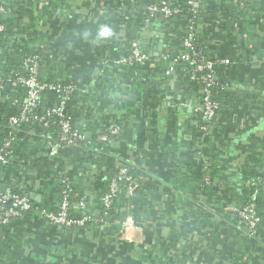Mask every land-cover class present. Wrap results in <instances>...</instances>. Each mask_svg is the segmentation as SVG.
<instances>
[{
  "label": "crops",
  "instance_id": "crops-1",
  "mask_svg": "<svg viewBox=\"0 0 264 264\" xmlns=\"http://www.w3.org/2000/svg\"><path fill=\"white\" fill-rule=\"evenodd\" d=\"M211 1L202 0L209 10L198 18L197 32L213 57L228 59L221 65L218 79L241 100L232 110L226 107L216 113L204 131L195 120V111L193 115L187 111L188 99L197 106L200 89L184 85L175 71L157 84L154 116H142L143 100L135 94L134 79L111 58L124 54L126 41L134 37L128 18L129 25H122L123 18L132 15L131 8L120 14L113 5L115 0L19 3H31L27 7L33 19L30 22L24 15L22 27L27 30L15 37L23 50L27 46L41 54V79L74 83L80 97L94 91L96 101L93 98L90 106L87 101L79 107L87 104L96 120L104 114L120 118L121 131L106 153L112 164L109 173L123 164L136 166L153 213L148 220L135 217L138 226L129 232L132 241L98 228H51L41 217L18 220L11 226L18 228V247L5 264H161L162 260L163 264H176L174 255L181 264H264V224L259 237L250 238L234 210L237 193L246 185L245 164L251 152L257 162L250 166L263 175L264 186V0ZM104 23L114 30L111 39L96 36L98 26ZM166 27L163 21L154 20L147 34L140 30L138 39L144 53L157 59L167 50ZM154 39L161 40L159 50H155L158 41ZM117 87L122 88L121 94ZM40 155L43 161L23 159L17 166L19 176L11 173L7 179L12 180L9 184L34 193L36 202L42 199L39 189L50 179L49 159ZM77 159L62 166L77 193L90 195L89 210L94 212L98 208L93 200L109 180L106 167L101 170L95 164H82V160L78 164ZM212 162L217 173L207 178ZM4 186L8 184L0 182V189ZM99 215L100 211L94 216ZM146 223L151 225L146 228ZM219 240L235 247L237 259L221 252Z\"/></svg>",
  "mask_w": 264,
  "mask_h": 264
},
{
  "label": "trees",
  "instance_id": "trees-1",
  "mask_svg": "<svg viewBox=\"0 0 264 264\" xmlns=\"http://www.w3.org/2000/svg\"><path fill=\"white\" fill-rule=\"evenodd\" d=\"M160 0H133L130 2V0H123L122 4L120 3H114V7L116 8V11H126L123 9L124 6L127 8L132 9V15H129L128 20L132 24V32L134 33V37L138 38L139 32L141 30V27L143 26V17L145 16V6L149 3L159 2ZM172 5L177 6L180 9V12L178 14H175L168 18L169 22L167 23L166 20H164L161 16H156L154 20H161L167 25V35L169 39V46L167 50L163 51L161 56L159 58L151 57L153 60H155V66L160 71H163V69L172 66L175 71H177V79L182 82L184 85H197L196 82L192 81L189 76V71L192 68L191 63L189 62H182V61H175L173 62L174 56L182 50V40L185 38L187 34V16L189 14L188 7L184 5V1L182 0H169ZM20 2L22 0H15L10 4V13L5 16L2 20V22L5 24V29L1 33V40H0V51H1V60H0V68L2 72L5 75V78L11 73L18 72L21 70L18 61L21 57L25 55H31L34 53H38L33 48H26L23 50L21 48V44L16 45V43H11V37L15 36L17 34L23 35L27 28L22 27V20L21 18L24 15H27L28 20L32 22V11L29 9L30 2H26L27 4L20 6ZM29 6V7H27ZM127 14V13H126ZM200 13L196 17V22H198V18L200 17ZM116 21L117 19H113L112 21ZM124 20V18H123ZM111 21V22H112ZM30 22L29 26L30 27ZM22 29V30H21ZM23 34H22V33ZM26 36V35H25ZM28 39L29 35L27 33ZM26 40V39H25ZM127 41H130L128 39ZM27 42V40H26ZM193 46L197 53V56L213 59V54L208 51V47H206V43L203 41V36H200L199 32H196L193 39ZM174 51V52H173ZM123 72H126L132 76L135 82V94L140 97L143 100V114L142 116L146 119H150L154 116V112L152 111V105L154 102V99L156 98V94L158 92L157 90V84L161 82V79L155 77L156 71L146 68V67H138V66H129L125 67L123 66ZM220 74V70L216 71L217 79H215V85L212 88V95L213 98L219 103V109L216 113H218L220 110L228 108V110H232L233 107L239 104L241 98H237L234 94L231 93L229 90L228 84L224 81H219L218 75ZM41 78V77H40ZM5 88L1 94L2 97H0V144L2 143L3 137L8 132L7 127V119L10 114H15L20 105L23 103L24 96H23V90L17 86L14 85L11 81L6 80L5 81ZM199 86V85H197ZM94 92V91H93ZM93 92H91L89 95L80 97L78 94L73 95L70 100L66 102L65 110L67 114L70 116L73 123H75L79 129L85 133L86 131L90 132V136H87L88 146L85 148V150L78 154L74 148H70L68 153H66L65 157L66 160H58L56 157L49 159L47 162V171L48 175L50 177L47 182H45L42 186V188L39 189V193L42 195V199L39 202H36L33 199V202L36 206H43L46 208H54L53 204L55 202H58L59 200V186L58 181L56 177V170L53 168V161L57 162L59 161V165L61 167L63 162H67L69 164L73 163L77 158L78 164L82 160L84 162H88L91 164L97 165V167L101 170L102 166H105V173L108 179L114 175L117 168L112 172L109 173V169L112 167V164L110 165V160L106 158V153L110 150V148L103 147V143L99 142L97 139V136L101 133L107 132L108 128L112 124H121L120 118L116 116L115 114H104V118H98L96 120L94 112L88 107L91 105L89 100H93L94 95ZM45 93V103L44 106H53L56 99L58 98V95L50 92H44ZM88 101V106L86 104V107H79V103H84ZM94 101L95 98H94ZM200 101V97L198 99V102ZM126 103L129 105H132L131 101L126 100ZM102 111H104L102 109ZM112 117V118H111ZM195 120L197 121V124L201 126L204 124L203 120V114L201 112H195ZM84 119L85 123L81 124V119ZM28 124V123H27ZM26 123L20 124L16 127V129L24 130L29 125ZM57 125L51 124L47 128L43 127H37V131L39 136H35L32 138H22V133L20 131L18 139L14 142L12 146V154L13 159L12 162L8 165H1L0 164V182L5 181L8 186L16 192L25 191L26 189L19 188L18 185H11L9 184L12 180H7L9 175L11 173H14L16 177L19 176L17 171V166L21 165V161L24 159L25 162L27 161H34L36 158L37 161H43L40 154H44L46 152V143L48 141L49 136H55L57 131ZM41 135V136H40ZM114 138V137H112ZM61 153V152H60ZM254 152H251L249 156H247L246 159V169L244 172L246 185L242 192L237 193V200H238V206L245 204L246 202H253L255 204V208L257 209L259 215L261 216V226L264 224V186L261 182V177L263 175L258 172L253 165L250 166V163L257 162L256 157L253 155ZM40 155V156H39ZM215 155V154H214ZM80 156V157H79ZM216 156V155H215ZM40 157V158H39ZM46 157V156H45ZM47 158V157H46ZM216 158V157H215ZM80 159V160H79ZM217 160V159H215ZM81 164V166L84 168V166ZM64 168V167H63ZM86 169V168H84ZM212 169V171H210ZM216 167L214 166V163L212 162L207 167V178L216 174L217 171ZM215 172V173H214ZM128 174L131 175V177L134 179V181L137 183V187L133 192V195H127L126 189L128 185V181L124 179L121 181L118 185V188L116 190V195L113 197L112 203L109 207L104 208L101 202V196L108 190V182H106V185H104L103 192L100 194V196H95V199L93 202L100 211V215L96 218V220L103 219V221H106L107 225L104 226L103 222H91L85 225L83 228L79 227H64L63 230H95L99 229V231H107V232H119L122 222L126 216L127 209H133L134 216H137V219L141 220V218H145L148 220L151 218L152 215V209L148 205V192L143 189L142 182L140 178L138 177L141 175L140 172L136 170L134 167L128 168ZM195 177H200L199 174L193 173ZM45 175L43 178L46 179ZM5 179V180H4ZM254 179L255 183L253 185H249V180ZM74 192H78L75 187V184H73ZM78 197L74 198L76 200ZM127 205V209L123 207L124 205ZM91 205L88 206V210L91 209ZM40 217V214L38 210H32L30 212H27L23 214L22 218L20 220H23L24 218H27V220L30 219H37ZM22 223V221H20ZM148 228V225H151L149 223H146ZM145 224V225H146ZM14 225V224H13ZM56 229V228H55ZM17 231L18 228H12L10 226L0 225V264H5L7 259H11L14 255V251L16 250V247H18V244L16 242L17 239ZM229 242H226L225 240H219L218 244H220V250L225 255H231L237 259L235 253V247L232 248L228 244ZM245 247H249L248 243L245 244ZM176 257V264H181L180 258L178 255H174ZM1 257L3 259H1ZM157 259V257H156ZM212 258L210 257L209 261H211ZM196 263L195 261H193ZM164 261H161V264H163ZM236 264V262H235Z\"/></svg>",
  "mask_w": 264,
  "mask_h": 264
},
{
  "label": "built area",
  "instance_id": "built-area-1",
  "mask_svg": "<svg viewBox=\"0 0 264 264\" xmlns=\"http://www.w3.org/2000/svg\"><path fill=\"white\" fill-rule=\"evenodd\" d=\"M15 0H0V40L1 33L5 29V24L2 22L5 16L10 13L9 6ZM133 0H130L132 2ZM184 5L188 7L189 14L187 16V34L183 38L182 50H180L173 59L175 61L189 62L192 68L189 71L190 79L199 85L200 101L195 107V112L203 114L204 124L200 128L204 131L219 109V103L213 98L212 88L217 79L216 71L221 69V65L228 63V59H213L203 58L197 56L193 46L194 35L197 32V15L202 12L208 11V7L202 3V0H182ZM209 1V0H208ZM216 0H212L213 2ZM123 0H115L116 3L122 4ZM126 7V6H124ZM123 7V9H124ZM124 12V11H123ZM180 9L172 5L169 0H160L159 2L149 3L145 6V16L143 17V26L141 29H146L148 24L154 21L158 15L164 20L169 22L168 18L178 14ZM121 14V11H119ZM125 14V12H124ZM123 24H128L126 17H124ZM113 40V39H112ZM20 44L15 36L11 37V43ZM126 50L124 54L113 55V63L116 66H138L150 68L154 71L156 78L166 77L170 72L175 69L169 66L163 71H160L155 66V60L150 58L149 55L144 53L140 47L139 39L132 37L130 41H126ZM1 54V51H0ZM1 60V56H0ZM42 57L41 54L34 53L21 57L18 64L21 68L20 71L11 73L5 78L4 73L0 68V97L4 88L5 81L9 80L14 85L19 86L23 90L24 100L15 114H10L7 119L8 132L3 137L0 144V164L8 165L12 162V146L18 139L21 130L16 129L20 124L29 125L26 129L22 130V138H32L39 136L37 127L47 128L52 123L57 125L56 135L46 137L48 141L45 145L46 152L44 153L48 159L56 157L58 160H66V153L70 148H74L79 154L82 153L88 146L87 136L79 127L73 123L70 116L65 110V105L73 95L78 94V87L74 83H63L61 81L43 80L40 78V67ZM177 72V71H175ZM119 88L121 94L122 88ZM50 92L58 95L53 106H44L45 93ZM123 91V90H122ZM121 131V124H112L107 132L101 133L97 136L99 142L103 143V147L110 148L116 141ZM41 136V135H40ZM114 137V138H112ZM61 152V153H60ZM53 168L56 170V177L59 186V200L53 204L54 208H46L43 206H36L33 202V197L30 196L29 191H13L9 186L5 189H0V225L12 226L16 221L22 218L23 214L32 210H38L41 219L51 228H69L79 227L84 228L85 225L91 222H103L104 226L106 221L103 219L96 220L93 210H88L90 205V195L81 192L78 194L74 192L73 179L65 169L59 165V161H53ZM128 165H120L117 167L114 175L108 182V190L101 196V202L104 208L111 205L113 197L116 195V190L121 181L126 179L128 182L126 193L133 195L137 187V183L128 174ZM254 179L249 180L248 184L253 185ZM78 197L76 200L74 198ZM238 219L243 223L246 233L250 238L256 239L259 237L262 226L261 216L259 215L255 204L253 202H246L234 208ZM135 225V216L132 209H128L126 216L122 222L121 228L117 234L120 237L128 236V240L132 241L129 232ZM1 259H3L1 257Z\"/></svg>",
  "mask_w": 264,
  "mask_h": 264
},
{
  "label": "water",
  "instance_id": "water-1",
  "mask_svg": "<svg viewBox=\"0 0 264 264\" xmlns=\"http://www.w3.org/2000/svg\"><path fill=\"white\" fill-rule=\"evenodd\" d=\"M124 10H127V7H124ZM151 26H152V23H151V24H148L147 27H146V29L143 30L142 34H144V35L147 34V32L151 29ZM140 39H141V40H144V36H140ZM157 41H158V44H156V46H155V50H159V49L161 48V45H162L160 39H157V40L154 39V40H153V42H155V43H157ZM139 44H140V41H139ZM156 53H157V52H156ZM186 97H188V95H187ZM188 98H189V97H188ZM187 104H190V105L187 107V111H188V112H191V115H193V111H194V108H193V107H195V103H193V102H191V101L189 102V99H188V100H187ZM82 123H83V122H82ZM85 135H86V136H89V133H86ZM5 187H6V186H4L3 189H5ZM3 189H2V190H3ZM30 196L33 197V198H35V194H34V193H31ZM35 199H37V198H35ZM93 214H94L95 216H97V215L99 214V210H95V211L93 212Z\"/></svg>",
  "mask_w": 264,
  "mask_h": 264
},
{
  "label": "clouds",
  "instance_id": "clouds-1",
  "mask_svg": "<svg viewBox=\"0 0 264 264\" xmlns=\"http://www.w3.org/2000/svg\"><path fill=\"white\" fill-rule=\"evenodd\" d=\"M87 35H89V33H85V36ZM113 35H114L113 28L106 23L100 24L96 30V36L99 38L111 39Z\"/></svg>",
  "mask_w": 264,
  "mask_h": 264
}]
</instances>
